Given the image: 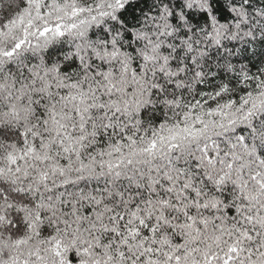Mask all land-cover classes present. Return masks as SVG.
I'll return each instance as SVG.
<instances>
[{"label": "snow or ice", "instance_id": "obj_1", "mask_svg": "<svg viewBox=\"0 0 264 264\" xmlns=\"http://www.w3.org/2000/svg\"><path fill=\"white\" fill-rule=\"evenodd\" d=\"M4 70L0 264H264V0H0Z\"/></svg>", "mask_w": 264, "mask_h": 264}, {"label": "clouds", "instance_id": "obj_2", "mask_svg": "<svg viewBox=\"0 0 264 264\" xmlns=\"http://www.w3.org/2000/svg\"><path fill=\"white\" fill-rule=\"evenodd\" d=\"M6 71L7 70L0 71V77H2L5 74ZM13 71H15V69H13ZM5 103H7L6 95L0 94V105H3Z\"/></svg>", "mask_w": 264, "mask_h": 264}]
</instances>
